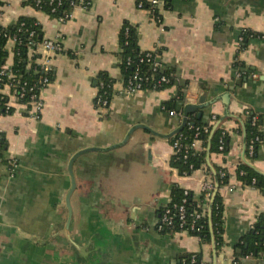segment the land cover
<instances>
[{
  "label": "crops",
  "instance_id": "0c3cea01",
  "mask_svg": "<svg viewBox=\"0 0 264 264\" xmlns=\"http://www.w3.org/2000/svg\"><path fill=\"white\" fill-rule=\"evenodd\" d=\"M0 1L2 26L34 17L43 37H57L64 46L52 58L39 118L15 93L4 92L14 110L0 114L7 140V161L0 163V264H183L193 253L214 264L213 241L159 226L171 187L200 198L205 180L214 182L224 203L216 264H264V255L237 257L234 250L264 214V191L237 176L245 158L264 175V38L238 46L240 31L264 33V0H172L161 8L160 21L138 7L140 0H91L64 22L28 0ZM125 22L136 26L141 51L155 52L170 73L169 85L123 92ZM13 47L10 42L8 65ZM238 59L246 65L243 77L233 68ZM101 73L113 80L105 109L95 105ZM203 95L209 105L194 112L209 123L215 116L209 139L221 127L231 135L230 149L208 148L206 165L181 173L171 161L173 132L183 119L170 111L200 104ZM252 116L263 140L250 160L244 144ZM195 147L202 150V141ZM216 168L228 172V184L216 185Z\"/></svg>",
  "mask_w": 264,
  "mask_h": 264
},
{
  "label": "trees",
  "instance_id": "16d2710c",
  "mask_svg": "<svg viewBox=\"0 0 264 264\" xmlns=\"http://www.w3.org/2000/svg\"><path fill=\"white\" fill-rule=\"evenodd\" d=\"M72 0H40V4L37 5V0H28L26 3L34 6L45 13H48L54 17L64 16L66 13H69L73 10L71 5ZM78 1V0H74ZM172 0H166L165 8L169 7ZM1 3V1H0ZM56 8L55 12H52L53 8ZM144 7H151L157 9V7H152L149 2H145ZM158 10V9H157ZM34 30L35 35L30 36V31ZM16 36L17 41L15 46L13 47L14 55L13 62L11 65L7 64V60L9 57V50L7 48L8 36ZM240 35L243 36V39L240 41V49L246 48L248 42L252 37H260L261 34L254 33L250 30L240 31ZM43 39V31L39 22L30 16H21L17 21L12 23L11 25L4 27L0 25V114H8L13 112V108L8 107L9 97L7 94L1 91L2 88H6L5 84H13L10 87V91L12 93L17 94L15 90H19L22 82L27 81L30 85L37 83L40 78L43 76V73L39 70V66L35 63L29 65L28 58V43L31 40L41 42ZM120 67L124 74V83L127 82L128 78L134 72V69L138 64H141V70L143 74H151L152 68L151 63L144 61L140 62L142 58H145V51H141L139 47V37L136 26L130 24L129 22H125L122 30L120 32ZM130 60V62H128ZM9 66L4 69L5 66ZM233 68L235 71L240 72V76L243 77L245 75L246 65L241 60H235L233 63ZM11 70L16 74V79L9 83L7 74L8 71ZM3 71V74L1 72ZM155 78H159L161 75H166L171 77L170 73L164 69L162 66L158 68L157 71L154 72ZM51 80V73L49 74ZM100 80L104 81L106 84L107 97L111 100L112 96V87L113 80L106 73H101L99 75ZM152 83L150 87L152 88ZM168 84H163L157 89L164 88ZM156 89V90H157ZM26 97L22 98L20 101L22 103H29V97L32 92H29V87H27ZM30 106L28 104V112ZM182 111V110H181ZM188 122L194 125L195 128H190L188 123L182 127L179 133H183L185 135V139L183 143L191 144L195 139L196 127L203 128L208 125L210 120L205 119L203 116L198 117L196 112H192L188 115ZM211 118V117H209ZM259 120L256 126L251 124V119L249 120L246 128L247 133V150L246 154L250 160L256 158L257 152L259 149L261 142L255 143V150L252 156L248 154V146L251 143V140L256 136L262 137V133L259 129ZM223 128L218 127L215 129L211 138L209 139V134L202 133L199 136V140L202 141V150L198 149H190L188 156L185 157L184 151L179 152L178 154H174L172 157V165L176 167L181 173L190 174L194 170L200 168L202 165H206L207 163V149L209 148L210 153L219 152V153H227L230 149L231 145V135L226 132L223 136ZM174 137L172 142L174 141ZM223 140L224 150H219V145L221 144L220 140ZM7 151V140L3 133L0 134V163L7 161L4 158L5 153ZM209 168V167H207ZM219 168H216V172L213 173V177L215 178V182L218 183V186L226 185L229 182V174L226 171V175L224 177L220 176ZM237 176L242 181V183L246 185H253L261 188L264 191V175L256 172L252 167L247 165L244 162H241L237 167ZM255 180V182H253ZM171 200L167 204L168 206H173V204H181L184 198H187V214L193 212L196 208V204L200 198H197L193 192L190 191L189 195H184V189L180 188L177 185H173L170 191ZM166 205V206H167ZM223 212H224V203L220 193H216L213 205H212V215L211 220L206 215L204 219L199 222L200 229L199 230H191L190 233L198 236L202 241L210 242L214 241L216 250H219L224 244L223 240ZM169 231H180L179 228H168ZM235 253L237 257L251 255L254 257H260L264 255V214H260L254 223V225L248 230V232L235 244L234 246ZM196 256L195 264H206L201 257V253H193L189 254L184 260L183 264H190L191 256Z\"/></svg>",
  "mask_w": 264,
  "mask_h": 264
},
{
  "label": "built area",
  "instance_id": "2783aa9c",
  "mask_svg": "<svg viewBox=\"0 0 264 264\" xmlns=\"http://www.w3.org/2000/svg\"><path fill=\"white\" fill-rule=\"evenodd\" d=\"M149 2L152 7H157L151 8V7H144L145 2ZM40 4V0H37V5ZM91 4V0H80V3L78 1H71L72 7H76L77 5H80L83 8H88ZM166 5V0H140L138 2V7L139 8H144L150 12V14L156 18L158 21L161 20L160 18V10L161 8H165ZM37 10V6H34ZM56 8L54 7L52 9V12H55ZM70 13H66L64 16L57 17L60 22H64L70 17ZM1 25V24H0ZM35 31L32 30L30 31V36H34ZM261 38H264V33L261 34ZM243 39V36L239 37V42ZM17 41L16 36H8V43H7V48L8 44L13 43L15 46V43ZM64 52V46L62 42L57 38H45L43 37L41 42H36L34 40H31L28 43V58H29V65L32 63H35L36 65L39 66V70L43 73V76L40 78V80L29 86V83L27 81L22 82L20 89L15 90L17 94H15V98L18 100H21L22 98L26 97V92L27 87H29V92H32L30 97H29V103H26L27 105L29 104L30 106V112H34L36 115L35 117L39 118L40 112L42 111L44 107V101L42 99V91L50 84L51 80L49 77V74L52 71V58L54 55L58 53H63ZM14 54V51H13ZM147 61L151 63V68H152V73L151 74H143L141 70V64H138L136 68L134 69V72L131 74V76L128 78L127 82L124 83V89L123 92L127 95H133L136 94L142 90H156L158 87H160L163 84H168L170 83V78L166 75H161L159 78H155L154 72L158 70V68L161 67V63L159 62L157 56L155 55V52L153 51H148L145 52V58H142L140 62ZM130 62V60L128 61ZM9 66H5L4 69L8 68ZM238 75H240V72L237 70L236 71ZM3 74V71L1 72ZM16 74L9 70L7 74L8 82L11 83L16 79ZM152 85V88L150 87V84ZM7 85L6 88H2L1 91L5 92V89H9L13 84H5ZM13 92V91H9ZM110 104V100L107 97V91H106V84L104 81H101L99 84V92L96 96L95 99V105L99 109H105L108 108ZM10 107V105H7ZM171 115H176L180 119H183L184 117V112L183 111H175L171 110L170 111ZM214 120H216L215 116L212 117V122L209 123L208 125L204 126L203 128L196 127V132H195V139L192 141L191 144H184L183 140L185 139V135L183 133H176L174 135V141L172 142V147L174 154H178L179 152L184 151V156L187 157L189 150L196 148V143L199 140V136L204 132L209 134L214 126ZM190 128H194L191 123L187 122ZM251 124L253 126H256L258 124V118L256 116L251 117ZM195 129V128H194ZM2 131L0 130V134ZM226 134V131L223 132V136ZM263 140L262 137L256 136L254 139L251 140V143L248 146V154L249 156H252L255 150V143L256 142H261ZM221 144L219 145V150L223 151L224 150V143L223 140H220ZM226 175L225 170L220 171V176L224 177ZM255 182V180L253 181ZM235 187L230 186V190H233ZM216 190V186L213 181L211 180H205L201 186H200V194L203 196L202 200H199L196 204V208L193 212L190 214H187V198H184L181 204H173V206H166L164 207L160 219V227L161 228H179L180 231H185L187 233H190L191 230H199L200 225L199 222L204 219V217L207 215V210H208V205L209 202L211 201L213 194ZM190 193L189 190L185 189L184 190V195L188 196ZM191 234V233H190ZM196 261V256L192 255L191 256V261L190 264H195Z\"/></svg>",
  "mask_w": 264,
  "mask_h": 264
},
{
  "label": "water",
  "instance_id": "95a60500",
  "mask_svg": "<svg viewBox=\"0 0 264 264\" xmlns=\"http://www.w3.org/2000/svg\"><path fill=\"white\" fill-rule=\"evenodd\" d=\"M231 89H232V88H231ZM222 99H223L224 103L228 104V103L230 102V94H229V93H228V94L226 93V94L222 95ZM208 105H209V103H206V102H205V95L201 96V98H200V104H194V105L189 104V105H187V106L184 108V110H183V112H184V117H183L182 125H181L177 130H175V131L173 132V134L178 133V132L182 129V127H184V125H185V124L188 122V120H189L188 115H189L190 113H192V112H194V111H197L198 109L203 108L204 106H208ZM198 117H201V112L198 113ZM142 127H143V126H142ZM132 131H133V130H131L129 133H131ZM151 131H153V130H151ZM173 134H170V135H173ZM246 150H247V144H246V142H245V144H244V152H245V154H246ZM245 163H246L247 165H249L250 167H252L253 169H255V168L253 167V165H252L249 161L246 160V158H245ZM70 170H71V169H70ZM255 170H256V169H255ZM257 172H259V171H257ZM259 173H260V172H259ZM216 185L218 186V183H216ZM75 186H76V184H75V179H74V176H72V189H71V191H70V194H69V196H68V201H67V204H68L69 209H70V215H71V207H70L69 200H70V196H71L72 192H73L74 189H75ZM216 193H217V190L214 192L213 197H212V199H211V201H210L209 208H208V217L210 218V220H211V215H212V205H213V201H214V198H215ZM213 247H214V264H216V246H215L214 241H213Z\"/></svg>",
  "mask_w": 264,
  "mask_h": 264
}]
</instances>
